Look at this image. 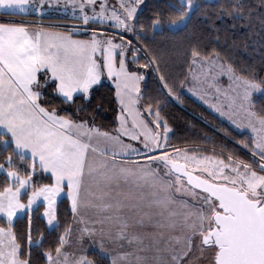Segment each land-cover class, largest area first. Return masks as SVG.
I'll list each match as a JSON object with an SVG mask.
<instances>
[{"label":"snow or ice","instance_id":"snow-or-ice-1","mask_svg":"<svg viewBox=\"0 0 264 264\" xmlns=\"http://www.w3.org/2000/svg\"><path fill=\"white\" fill-rule=\"evenodd\" d=\"M66 3L79 7L85 25L90 20L107 24L132 33L137 41L144 36L145 24L137 17L142 0L112 5L104 0L98 10L96 0ZM45 5L46 0H0V264H32L33 247L44 249L43 232L37 229L38 238L33 239V212L43 207L39 218L53 231L60 229L61 193L70 201L77 227L65 223L54 248L43 251L46 264H97L84 249L85 240L110 264H192L193 248L202 257L210 254L207 264H264V107L258 110L253 100L254 94L264 97V78L237 75L214 49L192 46L188 91L208 103L200 85L219 93L217 77L228 76L229 102L211 107L237 128L251 130V141L240 143L253 159L225 152L226 146L219 153L175 147L168 143L171 129L159 101L155 109L150 102L144 105L151 120L137 107L144 76L130 70L129 63H139L138 53L143 52L142 67L159 72L158 57L148 45L137 47L119 32L105 35V27L87 29L89 38L78 39L72 32L13 19L42 16ZM169 7L167 20L159 15L150 19L154 33L166 27L186 29L203 5L176 0ZM246 11L250 16L244 0H229L217 15L244 20ZM129 51L132 60L126 62ZM103 69L115 78L121 105L114 132L61 114L48 100L52 93L62 103L79 99L91 104V90ZM159 79L164 95L179 100L176 89L184 82L170 84L163 74ZM44 174L51 182H42ZM24 216L26 230L18 232L16 224ZM73 243L79 254L67 250ZM126 246L131 250H120Z\"/></svg>","mask_w":264,"mask_h":264},{"label":"trees","instance_id":"trees-1","mask_svg":"<svg viewBox=\"0 0 264 264\" xmlns=\"http://www.w3.org/2000/svg\"><path fill=\"white\" fill-rule=\"evenodd\" d=\"M175 2L176 0H147L144 8L137 15L139 21L145 24V29L140 41H137L132 34L133 45L143 48V45L147 44L152 53L157 55L159 63V72L154 71L152 67L143 68L142 65L146 62L143 52L138 53L139 63H129L130 70L139 71L144 76L141 91L142 108L144 109L147 101L152 103L155 109L159 101L161 114L167 119L171 129L168 141L170 145L200 152H210L215 149L217 153L222 150V146H226L223 149L225 152L231 150L235 155L251 162L253 157L250 150L240 143L241 140L246 143L251 141L248 134L231 129L229 125L187 95L183 91L185 86L176 89L177 95L180 96L179 100L173 96H165L159 76L163 74L170 84L178 85L180 81H183L184 85H187L191 74L188 52L192 46H197L202 51L211 52L214 49L223 62L233 66L238 75H248L256 79L264 78V0H244L246 9L251 11L250 16L246 11L244 20L217 15L219 6L226 5L229 0H198L203 7L192 14L191 22L186 29L169 30L166 27L163 33H154L148 27L150 19L159 15L162 20H167L171 11L169 5ZM36 18L33 15H27L13 19ZM73 35L88 37L85 33L79 32H74ZM131 60L129 51L127 62ZM91 91L93 99L91 104L79 99L75 104L62 103L60 97L52 93H49L48 100L61 114L66 112L74 119H85L90 124L94 122L95 126L104 131L114 132L119 114L114 87L109 82L103 81L94 85ZM255 101L258 110L264 107V97L258 96ZM44 175L42 182H51L47 179V174ZM3 178V174L0 173V181ZM69 208L70 202L67 198L64 197L57 202V216L61 228L55 231L46 225L44 219L39 218L43 213V207L39 209V212H33V239L38 238L37 229L43 232L44 249L54 248L65 223H71L72 215ZM26 225L27 216H24L23 220L16 224L17 231L24 232ZM44 249L33 247L32 264H46ZM88 255L97 264H110V261H101L95 252H89Z\"/></svg>","mask_w":264,"mask_h":264},{"label":"rangeland","instance_id":"rangeland-1","mask_svg":"<svg viewBox=\"0 0 264 264\" xmlns=\"http://www.w3.org/2000/svg\"><path fill=\"white\" fill-rule=\"evenodd\" d=\"M207 1H214V0H207ZM103 2H104V0H96L97 10L99 9V5L101 3H103ZM117 2H118V0H107V3L109 5L116 4ZM146 2H147V0H142V3L138 6L137 15L142 11V9L144 8ZM197 2H198V0H197ZM85 11L89 15H92V11H91L90 7L86 6L85 7ZM44 12L47 13L49 16L50 15L60 16V17H57V19H56V22L58 24H62V25L72 24L73 26H82L83 28H81V30H83V31H80L79 33H85L86 35H88L87 38H89L90 32L86 31V30L87 29H92V28H98V27H105L107 29V31L105 32V35H108V34H111V33H114V32H119L120 34L126 36L127 39H131V36H132V33H126V32H123V30L112 28V27H108L107 24L99 25V24H97V23H95L94 21H91V20L89 21V23L87 25H85L83 23L79 7H76L74 9L71 4H67L66 3V0H59V2H57V0H51L50 4L47 3V0H46V5H45V11ZM67 17H73V19H71V18L70 19H66ZM67 27H70V26H67ZM71 31L73 33L76 32L75 28L71 29ZM79 39H81V37H79ZM117 40H118V38H117ZM129 48H130V46H129ZM117 51H119V50H117ZM128 57H129V52L126 53V57H125L126 62L128 60ZM119 58L120 57L117 56V60H119ZM219 61L221 63H225L220 58H219ZM225 64H227V63H225ZM193 71H199V69L196 68V67H193ZM114 79L115 78H109L107 76V69H103V74L101 76L100 82H103V81L109 82L115 89ZM192 82H193L192 81V74H190V80L188 81V84L185 85V87L183 88V91L187 95H189L191 98H193L197 103H199L202 106H204L207 110H209L212 114H214L222 122H224L227 125H229V127H231V129L235 130L238 133L248 134L252 138L253 133L251 132L250 129H248L246 127L245 128H237L235 125H233L231 123V121H229L227 119V117L221 116L213 107H211L212 104H217L218 106H221L223 108L229 102V97L231 96V90L228 88L229 80H228V76L226 74L217 77V85L216 86L221 88V91L219 93H217L215 91L214 87H209L207 84H201L200 85V91L202 93H204V92L208 93V95L206 97V99L208 100V103H206L205 100L200 99L199 96H197L194 93L188 91V87H190L192 85ZM143 83H144V78L139 82L140 99H139V103L137 104V107L142 109V113L141 114L144 116L145 119L151 120L152 118L148 117L146 115V109H143L142 105H141V91H142V88H143ZM226 93H227V95H226ZM115 96H116V89H115ZM258 96H260V95L254 94L253 95V100L255 101L256 97H258ZM116 99L118 101L117 97H116ZM118 104H119V102H118ZM120 111H121V105L119 104V114H120ZM119 114H118V116H119ZM125 115L127 116V113H125ZM127 118H128L129 126H130L132 118L130 116H128ZM235 118L236 119H242L243 117H242V115H237ZM118 124H119V119H118V122H117V126H118ZM170 133H171V131L169 132L168 135H170ZM134 143H136L137 146H139L138 142H134ZM256 159H258V157H256ZM71 223H72V221H71ZM191 255H192V264H207L208 259H210V254L209 253L205 252V255L202 257L200 255L199 251L197 249H195V248H193V251H192Z\"/></svg>","mask_w":264,"mask_h":264},{"label":"crops","instance_id":"crops-1","mask_svg":"<svg viewBox=\"0 0 264 264\" xmlns=\"http://www.w3.org/2000/svg\"><path fill=\"white\" fill-rule=\"evenodd\" d=\"M27 15H33V16H35L37 18L36 19L25 20L26 22H28L30 24H33V25H41L42 24L45 28H51L52 31L67 32V31H63L62 29H69L70 30L69 32H72L71 29H74V28L75 29H81V28H83L82 26H73L72 24H69V25L58 24L56 22V19H57V17H60V16H56V15L55 16H53V15L49 16L45 12L43 13L42 16L40 14H37V13H31V14H26V15H22V16H27ZM70 18L73 19V17H67L66 19H70ZM67 26H70V27H67ZM75 38L79 39L78 36H75ZM81 39H88V38L81 37ZM63 197L67 198L66 195L64 193H62L60 198L57 199V202H58V200H60ZM71 224L73 225L74 229L77 227V225L75 224L73 219H72V223ZM74 239H75V236H73V240ZM83 247H84V249L86 250V252L88 254L89 252H93V248L95 246L92 245L88 240H85ZM66 248H67L68 251H75V252H77V254H79V246L77 244H75V243L66 246ZM120 250L128 251L130 249H129L128 246H126L124 249H120ZM148 255H152V253H148Z\"/></svg>","mask_w":264,"mask_h":264}]
</instances>
